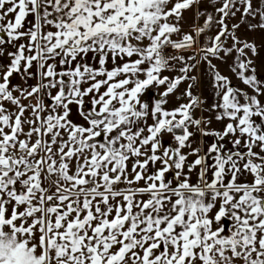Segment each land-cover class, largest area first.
<instances>
[{"label": "snow or ice", "instance_id": "1", "mask_svg": "<svg viewBox=\"0 0 264 264\" xmlns=\"http://www.w3.org/2000/svg\"><path fill=\"white\" fill-rule=\"evenodd\" d=\"M237 13L264 32V0H0V264H264Z\"/></svg>", "mask_w": 264, "mask_h": 264}, {"label": "rangeland", "instance_id": "2", "mask_svg": "<svg viewBox=\"0 0 264 264\" xmlns=\"http://www.w3.org/2000/svg\"><path fill=\"white\" fill-rule=\"evenodd\" d=\"M199 23L202 24L203 21L200 20ZM231 23H232V24H237V23H239V24L241 25V27H240V29H239V35H240L242 38H246V39L250 40V35H251V33L249 32L250 30L247 28V26H246L245 24H243V23L241 22V20H240V16H239V13H237V17H236L234 20H232ZM250 41H251V40H250ZM228 42L230 43L231 41H228ZM263 42H264L263 39H260V40L258 39V41H257V45L260 46V47L262 48V46H263L262 43H263ZM186 54H191V53L188 52V53H186ZM228 63H231V60H229ZM256 64H257V68H258V70L264 71V51H262V52H261V55L257 58V60H256ZM202 68H203V67H201V69H202ZM221 68H222V70H223L226 74H228V67H227V65H221ZM201 69H200V70H201ZM202 70H203V69H202ZM200 74H201V75H200V76L198 75V76H199V78H200V80H201V87H200V89H198L197 91H199L203 97H208L209 94H210V92H211V88L209 87V88L206 90L205 87H204V82H205V80L207 79V78L204 76V70H203L202 72H200ZM233 83L239 85L240 82H239L238 80L233 79ZM209 102H211V101L209 100ZM213 126H216V125H213Z\"/></svg>", "mask_w": 264, "mask_h": 264}, {"label": "crops", "instance_id": "3", "mask_svg": "<svg viewBox=\"0 0 264 264\" xmlns=\"http://www.w3.org/2000/svg\"><path fill=\"white\" fill-rule=\"evenodd\" d=\"M185 17H186V21L187 22L184 24L183 30L185 32H188V31L192 30L193 13L192 12H187V13H185ZM249 32L251 33V35H250V40L251 41H255L257 43L258 39L259 40L260 39L264 40V32H261V31H249ZM262 44H263L262 48H264V42ZM202 69L200 70V72H202L204 70V69L203 70ZM200 72L197 73V75L200 76L201 75ZM165 74H168V73H165ZM29 83H34V81H30ZM184 87H185V85H181V91L183 90ZM171 99H172V102L175 103V97H172ZM196 115L199 116V115H201V113L199 111H197Z\"/></svg>", "mask_w": 264, "mask_h": 264}]
</instances>
